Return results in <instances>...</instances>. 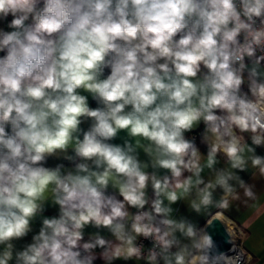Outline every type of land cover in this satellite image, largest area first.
Returning a JSON list of instances; mask_svg holds the SVG:
<instances>
[{
    "label": "clouds",
    "instance_id": "1",
    "mask_svg": "<svg viewBox=\"0 0 264 264\" xmlns=\"http://www.w3.org/2000/svg\"><path fill=\"white\" fill-rule=\"evenodd\" d=\"M3 22L0 264H221L174 205L264 146V0H0Z\"/></svg>",
    "mask_w": 264,
    "mask_h": 264
},
{
    "label": "crops",
    "instance_id": "2",
    "mask_svg": "<svg viewBox=\"0 0 264 264\" xmlns=\"http://www.w3.org/2000/svg\"><path fill=\"white\" fill-rule=\"evenodd\" d=\"M11 17H9V20ZM0 27H6V22L0 23ZM246 62H248L246 60ZM90 106L96 107L94 101L89 98ZM82 127L87 128L88 124L85 123ZM201 130L189 133L188 136L196 139L200 137V133L203 131V125ZM199 128V129H200ZM198 130V129H197ZM123 135V134H121ZM245 139L249 145L251 140L249 134L245 133ZM119 142V141H116ZM197 142V141H196ZM255 147V153L249 154L248 162L245 167L240 169H231L226 158L223 154L218 156V163L215 166V170L205 169L201 174L202 178L207 182L212 179L216 170H224L232 173V179L228 181V187H216L213 190L212 203L202 208L199 213L192 211L187 207V202L181 201L174 205L178 209V215L183 216L194 222L198 229L204 232V226L213 217H221L227 226H235L241 228L244 231L242 237V243L244 248L251 254V259L248 264H264V174L260 172L259 167H253L251 164V158L253 155L264 156V146ZM201 152L206 155L207 149H202ZM58 163H64L66 167H71V164L67 161L57 160L56 158H49L46 166L54 167ZM246 190L252 192V196H247ZM151 195V190H149ZM226 203V207L224 206ZM135 212V209H130ZM45 216L52 217L58 215V207L48 206L44 212ZM41 226V220L38 218L32 225V233L20 241L16 242L17 248H22L26 243L31 242V236L39 231ZM97 230L88 227L85 229L84 238L89 237ZM102 234L107 236L108 233L102 231ZM115 264H145L142 260H131L125 262L124 260H118Z\"/></svg>",
    "mask_w": 264,
    "mask_h": 264
},
{
    "label": "water",
    "instance_id": "3",
    "mask_svg": "<svg viewBox=\"0 0 264 264\" xmlns=\"http://www.w3.org/2000/svg\"><path fill=\"white\" fill-rule=\"evenodd\" d=\"M204 232L211 237L214 243V248L210 253L211 257L229 252L233 245L232 233L221 217L213 216L204 226Z\"/></svg>",
    "mask_w": 264,
    "mask_h": 264
},
{
    "label": "built area",
    "instance_id": "4",
    "mask_svg": "<svg viewBox=\"0 0 264 264\" xmlns=\"http://www.w3.org/2000/svg\"><path fill=\"white\" fill-rule=\"evenodd\" d=\"M194 137L196 138V136ZM228 228L232 233L233 245L227 254H223L224 261H222L221 264H248L251 259V254L244 248L242 243L241 236L244 234L243 229L233 225L228 226ZM142 243L145 246L146 252L150 242L142 241Z\"/></svg>",
    "mask_w": 264,
    "mask_h": 264
},
{
    "label": "trees",
    "instance_id": "5",
    "mask_svg": "<svg viewBox=\"0 0 264 264\" xmlns=\"http://www.w3.org/2000/svg\"><path fill=\"white\" fill-rule=\"evenodd\" d=\"M200 130H201V128L198 129V130H196V131L199 132ZM196 141H197V144H198L199 147H201L202 149H207V147H206L205 144L200 143V137H198V138L196 139ZM185 175H187V173H186ZM88 238H89V237L85 238V240H87ZM97 252H99V250H97ZM96 264H103V262L98 260V261H96Z\"/></svg>",
    "mask_w": 264,
    "mask_h": 264
},
{
    "label": "bare ground",
    "instance_id": "6",
    "mask_svg": "<svg viewBox=\"0 0 264 264\" xmlns=\"http://www.w3.org/2000/svg\"><path fill=\"white\" fill-rule=\"evenodd\" d=\"M213 264H214V262H213Z\"/></svg>",
    "mask_w": 264,
    "mask_h": 264
}]
</instances>
